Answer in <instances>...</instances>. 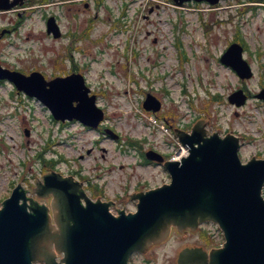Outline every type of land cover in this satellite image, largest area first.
<instances>
[{
  "label": "rangeland",
  "instance_id": "obj_1",
  "mask_svg": "<svg viewBox=\"0 0 264 264\" xmlns=\"http://www.w3.org/2000/svg\"><path fill=\"white\" fill-rule=\"evenodd\" d=\"M31 1L0 11V31L9 30L0 38V63L23 73L38 70L46 79L76 67L97 92L107 125L118 134L119 143L100 139L93 130L56 122L43 105L11 83L1 82L0 207L17 184L27 190V196L49 204L51 196L38 197L33 188L52 168L84 179L78 180L93 201L96 198L91 192L103 190L115 202L111 214L117 215L123 208L134 211L135 202L125 196L126 190H139L138 185L154 188L169 181L160 165H142L140 152L153 141L155 148L169 155L178 149L171 135L157 139L156 132L152 134L145 126L149 114L141 106L147 89L162 98L165 111L185 114L178 117L179 125L189 127L187 119L197 116L223 133L229 126L247 131V139L254 143L241 149L242 160L259 147L264 150V107L252 100L241 108L240 116L232 115L226 96L236 80L218 59L234 31L246 32L250 43L264 38L262 10L239 13L245 4L238 6V2L245 0H223L214 8L206 4L177 6L169 0ZM50 15L57 17L63 31L71 30V23L80 30L82 19L88 21L82 43L85 50L78 39L55 40L48 35L45 21ZM180 54L186 59L181 60ZM210 89L219 97L204 103ZM191 98L192 104L186 101ZM251 114L257 117V125L250 124ZM101 148L107 149L104 156ZM85 184L93 188L86 189ZM223 241L219 229L207 225L200 243L172 236L150 252L146 264H176L178 251L186 244L211 248L221 247ZM56 257L59 260L62 255ZM137 264L144 263L138 260Z\"/></svg>",
  "mask_w": 264,
  "mask_h": 264
},
{
  "label": "water",
  "instance_id": "obj_2",
  "mask_svg": "<svg viewBox=\"0 0 264 264\" xmlns=\"http://www.w3.org/2000/svg\"><path fill=\"white\" fill-rule=\"evenodd\" d=\"M22 1L0 0V9ZM47 25L48 31L55 28L53 17ZM4 78L38 98L56 119L75 118L95 127L103 117L80 75L46 81L39 72L23 75L0 66ZM143 107L158 110L159 103L147 94ZM178 136L189 154L164 163L170 183L135 195L134 213L123 208L111 214L109 203L90 201L78 182L52 171L33 188L38 197L52 196L50 206L17 184L1 202L0 264H127L133 252L163 240L171 225L180 229L207 220L218 223L225 238L223 247L211 252L209 264H264V159L242 164L237 138L207 136L197 125L191 134ZM150 153L148 158L161 160ZM189 252L181 251L179 264H191Z\"/></svg>",
  "mask_w": 264,
  "mask_h": 264
},
{
  "label": "flooded vegetation",
  "instance_id": "obj_3",
  "mask_svg": "<svg viewBox=\"0 0 264 264\" xmlns=\"http://www.w3.org/2000/svg\"><path fill=\"white\" fill-rule=\"evenodd\" d=\"M235 1H238V0H235ZM257 1L260 2V6L259 5L251 6L250 3L257 2ZM190 3H193V2L191 1ZM239 4H245L244 7L241 8L242 10H240L239 13L241 12L243 14V13H245L244 10H247V11H251L252 12L251 14H253L257 10H262L263 15H264V0H249V1H245L243 3H239ZM239 4H238V6H241ZM82 20H83L82 21L83 26H82V29H80V30L78 29L77 26H73L71 23V27H70L71 30H67V31L64 30L63 32L61 31V33L59 31H57V32L62 37L68 36V37L72 38V40L81 39L83 41L86 39L85 35L87 33L85 31H86V29L88 31L89 23L87 24L88 21H85L84 18ZM86 24H87V26H86ZM233 34L234 35L228 39L229 40L228 44L231 45L234 43H239L242 46L243 57L247 61L250 69L253 72V75L251 78L241 79L243 91H245L244 93L247 95V102H249L251 99H255L257 102H259L264 107V101L257 96L258 92L264 91V38L261 39V41H259V42L257 41L254 43H250V40L246 39V41H247V43H246L245 39L243 37L238 38L239 36L236 35V31H234ZM82 50H85V49L82 47ZM230 68L236 73V70L234 67H230ZM73 72H77V71H74L72 69L70 71V73H73ZM93 89H91V91L88 93V95H91L94 93V94H96V97H97L98 94ZM75 103L76 102H74V104ZM104 116H105L104 123L99 125L96 128L97 130H95V132H97L98 136L101 137L100 139H106V138L111 139L109 136L107 137V134L105 132V129L107 128V115H106V113L104 114ZM251 117L252 116H250V118ZM250 121L253 122V119H250ZM57 122L63 123V125L64 124L76 125V127H78L81 130H91L92 129L90 127L84 126L80 121L75 120V119H67L64 122H61V121H57ZM232 130L235 131L234 129H232ZM241 136H242V143H241L240 151L243 147H245L246 145H249L251 143V141L246 138L244 133ZM111 140H113V139H111ZM113 142L119 143L117 140H113ZM120 146H122L121 142H120ZM151 146L153 148H155L153 145V142L151 143ZM254 146L258 147V145H254ZM259 148L257 150H259ZM101 150L103 151V156H104V153L107 152V149L101 148ZM118 150L120 151V149H118ZM260 151H262V150H260ZM144 153H145L144 151L143 152L141 151L139 154L140 159H141L140 163L142 165H153V164H155L154 161L146 160ZM81 157H83V155H81ZM64 175H66V174H64ZM67 175H72L76 179L84 181V179H82L81 177H79L75 173L67 174ZM86 186H87V184H85V187ZM89 187L93 188L90 185V186H87L86 189H88ZM137 187L139 188V190L130 191V192H128L126 190L124 193L125 196H128L131 199L132 202H135V207H136V200L134 199L135 195H132V194H134L135 192H142V191H146L148 189H151V188H147V187L141 188L139 185ZM87 192L88 191H86V193ZM91 194L94 198H96L95 200L100 199L101 201H108L111 205V208L116 207L114 200H109L108 197H106V194H105V192H103V190L95 188L94 191L91 192ZM206 224H208V223L206 222ZM206 224H199V225H195V226H184V227H181L180 229H178V227L175 225H171L169 236L166 239H164L161 242L149 245L145 250H143L141 252L132 253L128 259V264H137L138 260H141V262H143L144 264L149 263L150 262V260H149L150 259V257H149L150 252L152 250H154L157 245H160V244L166 242L172 236H175V237L182 236L186 239H189L190 241H193V242L199 241V243H200L202 241V236L206 231L205 230ZM185 246H198V247L203 248V246L200 244H192V245L186 244L183 247H185Z\"/></svg>",
  "mask_w": 264,
  "mask_h": 264
},
{
  "label": "trees",
  "instance_id": "obj_4",
  "mask_svg": "<svg viewBox=\"0 0 264 264\" xmlns=\"http://www.w3.org/2000/svg\"><path fill=\"white\" fill-rule=\"evenodd\" d=\"M46 160H43V162H45ZM46 162H49V163H51V160L50 161H46Z\"/></svg>",
  "mask_w": 264,
  "mask_h": 264
}]
</instances>
